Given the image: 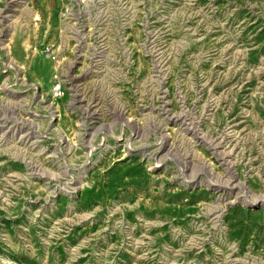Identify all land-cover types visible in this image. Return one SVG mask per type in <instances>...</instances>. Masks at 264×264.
I'll list each match as a JSON object with an SVG mask.
<instances>
[{
    "label": "rangeland",
    "instance_id": "1",
    "mask_svg": "<svg viewBox=\"0 0 264 264\" xmlns=\"http://www.w3.org/2000/svg\"><path fill=\"white\" fill-rule=\"evenodd\" d=\"M0 264H264V0H0Z\"/></svg>",
    "mask_w": 264,
    "mask_h": 264
},
{
    "label": "built area",
    "instance_id": "2",
    "mask_svg": "<svg viewBox=\"0 0 264 264\" xmlns=\"http://www.w3.org/2000/svg\"><path fill=\"white\" fill-rule=\"evenodd\" d=\"M55 90H56V94H59L60 93L58 88H56Z\"/></svg>",
    "mask_w": 264,
    "mask_h": 264
}]
</instances>
